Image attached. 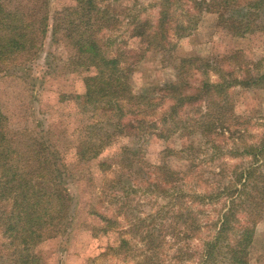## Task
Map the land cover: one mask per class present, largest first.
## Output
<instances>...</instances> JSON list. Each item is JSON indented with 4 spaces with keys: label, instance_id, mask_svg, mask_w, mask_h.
<instances>
[{
    "label": "rangeland",
    "instance_id": "obj_1",
    "mask_svg": "<svg viewBox=\"0 0 264 264\" xmlns=\"http://www.w3.org/2000/svg\"><path fill=\"white\" fill-rule=\"evenodd\" d=\"M24 1L13 0L12 3L23 12L24 9L20 7ZM97 1L102 6H109L108 9L114 15L120 16L119 23L115 21L113 23L116 24H112L114 29L103 28L104 32L100 36L110 35L105 46L106 52H125L124 57L135 63L131 83L137 93L145 91L152 84L176 80L177 66L189 57H201V61H193L187 67L186 76L189 75L192 84L200 85L205 80L219 82L234 77L251 79V75H264V31L257 30L245 36L234 35L229 28L219 24L217 10L221 6L216 5L219 2L211 4L212 6H202L194 0H171V10H168L170 44L166 49L159 50L149 46L146 37L137 35L136 32L148 29L151 24L153 27L148 30V35L158 30L162 0ZM48 2L49 32L39 57L33 62L35 75L43 76L48 73L43 79H39L36 88L33 87L34 81L31 78L0 79V103L12 119V128L25 138L27 135L24 132L27 129L31 133L30 129L37 126L38 122H43L36 120L37 117L34 119L32 112L33 107L36 110L41 107L46 113L42 116L46 117L45 120L49 119V122L45 121L44 129L52 126L47 137L59 140V145L64 146L67 137L62 135V130L79 127L83 124L84 117L73 111L74 104L69 108L67 102H59L60 95L82 93L83 86L77 78L80 75L64 67L63 63L71 55V50L62 41V30L56 36L52 35V30L57 12L74 4V0ZM36 4L37 0H31L28 5L29 16L36 11ZM32 5L35 6L31 9ZM222 10L226 13L224 8ZM138 20L145 25L137 23ZM258 22L259 20L256 23ZM193 25L196 26L190 31ZM259 26L257 29L261 28ZM152 40V45L159 44L161 37H154ZM10 61L8 59L2 62L7 64ZM206 63L210 66H206ZM216 69H220L225 76L221 78ZM33 93L39 97L40 102L31 98ZM211 95V99L216 102L213 105L219 110L218 116L225 119V125L229 128L222 135L214 131L206 132L208 130L193 134L181 131L169 135L162 130V136L152 135L144 139L142 144L145 161L143 164L136 163V170L133 172L121 171L118 167L102 170L95 168V164L90 162L91 168L87 172L92 178L91 183L87 180L89 177L84 175L85 178L77 185L82 193L74 202L73 210L77 213V220L68 233L48 238L37 245L42 263L200 264L206 243L217 232V221L224 210V203L230 200L225 193L218 195V188H210L207 180L218 183L221 187L229 179L236 181L235 175L254 163L251 155L243 154L246 146L261 145L264 142V81L253 87L233 86L224 93L213 92ZM207 96L203 95L200 100L203 110L206 108L205 104L209 103L205 100ZM193 105L189 103L184 106L186 121L200 115L198 108ZM99 118L98 115L97 119ZM161 122L157 126L158 132L162 129ZM110 126V122H106L97 128L104 131ZM232 133L233 136L230 135ZM115 141L118 150L123 146L139 143L135 137L116 138ZM212 141L215 143L214 147ZM166 148H188L189 152L179 151L168 156L163 153ZM107 156L113 155L102 154L100 160ZM261 160H264L263 157ZM161 164L171 167V170L178 173V177L183 178L182 173L189 174L179 183L177 181V185L165 186L158 178L159 172H155V166ZM202 172L204 177L195 178L196 173ZM119 176L120 184L117 189H113L108 182ZM212 190L217 195L213 199H203L201 196L197 197V194L191 197L195 193L207 194ZM113 192L117 193L114 200L110 195ZM91 209L105 214L112 221H103L98 215L91 214ZM188 211L193 212L198 225L190 227L185 234L187 227L184 218L175 216L188 214ZM239 216L244 218L246 214L241 213ZM102 227H107L108 232L101 230ZM235 234L231 232L228 235L234 237ZM1 238L0 234V240ZM122 239H129L130 244L120 247ZM233 240L234 238L230 241ZM8 253L11 252L7 247L0 246V255H3L0 257V264H11L8 262L11 259ZM250 253V264H264V213L256 224ZM224 261L226 258L222 253L216 251L213 264H224Z\"/></svg>",
    "mask_w": 264,
    "mask_h": 264
},
{
    "label": "trees",
    "instance_id": "obj_2",
    "mask_svg": "<svg viewBox=\"0 0 264 264\" xmlns=\"http://www.w3.org/2000/svg\"><path fill=\"white\" fill-rule=\"evenodd\" d=\"M12 1L0 0V79L31 78L34 81L33 87L36 88L39 79H43L48 73L43 76L35 75L33 62L39 57L49 32V0H37L36 11L30 16L28 5L31 0H25L21 4L23 12ZM194 1L202 6L219 2L216 4L221 6L217 10L219 24L229 28L236 36H245L257 30L264 31V0ZM108 7L102 6L97 0H74V4L59 10L54 17L52 35L56 36L62 30V41L71 50V55L63 63L64 67L78 73L81 79L77 78L83 86L82 93L60 95L59 102H67L69 108L74 104L73 111L84 117L83 124L79 127L62 130V135L67 137L64 146L59 145V140L47 137L52 126L44 129L45 121L49 122V119L45 120L46 117L42 116L46 113L41 107L40 110L33 107L32 112L34 119L37 117L36 120L43 122H38L37 126L30 129L31 133L27 129L24 132L27 135L25 138L12 128V119L0 103V234L1 240L3 239L0 240V246L7 247L11 252L8 253L11 256L8 262L11 264H43L37 245L72 229L77 220V213L73 210L74 202L82 195L77 185L85 178L84 175L89 177L87 171L91 168L90 162L95 164V168L102 170L118 167L121 171L133 172L136 170V163L143 164L145 161L142 144L144 139L161 135L162 130L169 135L181 131L193 134L206 130L222 135L229 128L225 125V119L218 116L219 110L213 105L216 102L211 99V93H224L233 86L253 87L264 81V75H251V79L234 77L219 82L205 80L200 85L192 84L189 75L186 76L187 67L193 61H201L198 56L182 60L184 62L177 66L176 80L152 84L145 91L137 93L131 83L135 63L124 57L125 52H106L105 46L110 35L100 36L104 32L103 28L113 30L112 24L119 23L120 16L114 15ZM168 10H171V0H162L158 30L148 35V30L153 27L151 24L148 29L136 32L137 35L146 37L149 46L159 50L166 49L170 44ZM115 21L117 22L113 23ZM137 23L145 25L139 20ZM257 26L261 28L257 29ZM154 37H161V42L152 45ZM8 59L11 60L9 63L2 62ZM206 66L210 64L206 63ZM216 70L221 78L225 76L220 69ZM230 74L233 75L232 72ZM34 94L31 98L39 100ZM205 94L208 95L205 100L209 103L205 104L206 108L203 110L200 100ZM189 103L198 108L200 115L186 121L184 106ZM106 122H110V128L99 131L97 126L105 125ZM160 122L162 129L158 132ZM230 135L233 136V133ZM123 137H135L140 144L126 145L118 150L115 139ZM212 144L214 147L213 141ZM246 147L243 154L251 155L254 163L237 173L236 181L229 179L221 187L220 184L207 180L210 188H218V195L225 193L230 200L224 203V210L217 221V232L206 243L200 264H213L216 251L226 258L224 264L251 262L250 252L256 224L264 213V160H261L262 157L264 159V142ZM179 151L187 153L189 149L166 148L163 153L169 156ZM102 154L113 156L102 158L101 161ZM171 169L165 164L155 166V172H159L158 178L165 186L177 185L189 174L182 173L184 176L181 178ZM196 177H204V172L196 173ZM87 180L91 183V176ZM120 181V176L113 177L108 184L117 189ZM196 194L203 199L217 197L213 190L207 194L195 193L191 197ZM110 195L113 200L117 198L115 192ZM90 213L98 215L103 221H112L110 217L94 209ZM241 213H245L246 217H240ZM175 217L184 218L187 227L185 234L190 227L198 225L192 211ZM173 227L176 234V225ZM101 230L108 232L107 227H102ZM231 232L236 233L234 237L228 235ZM121 243L120 247L129 245L130 240L122 239Z\"/></svg>",
    "mask_w": 264,
    "mask_h": 264
}]
</instances>
